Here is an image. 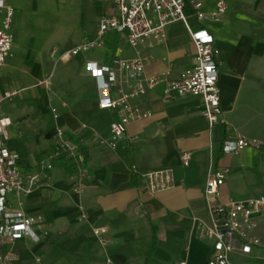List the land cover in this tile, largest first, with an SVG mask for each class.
<instances>
[{
	"label": "crops",
	"instance_id": "0c3cea01",
	"mask_svg": "<svg viewBox=\"0 0 264 264\" xmlns=\"http://www.w3.org/2000/svg\"><path fill=\"white\" fill-rule=\"evenodd\" d=\"M190 1L189 24L212 34L220 51L223 122L210 127L202 99L167 94L164 81L131 101L149 116L130 123L110 150L99 138L109 139L119 114L98 108L86 63L140 57L146 76L177 78L195 66V46L184 23L168 25L161 40L151 38L136 48L127 33L110 31L103 40L111 33L117 37L103 48L62 62L52 51L94 40L100 18L116 13L111 0H6L14 10L13 44L0 66V96L15 93L2 101L1 114L12 121L7 146L24 173L34 172L53 148L54 130L61 128L81 145L88 171L81 196L73 192V170L61 161L45 172L44 185L23 198L25 213L43 218L37 228L41 240L10 245L15 264H207L212 245L199 238L198 226L209 216L204 191L210 166L230 170L221 202L264 197V0H225L228 10L218 22L198 21ZM197 1L207 13L220 0ZM228 134L260 140L263 147L225 155L221 145ZM185 151L193 155L187 168L180 159ZM162 169H172L174 183L151 194L142 176ZM79 207L87 219H81ZM94 229L103 234L95 236ZM253 234L264 243V224ZM260 257L255 251L254 257L238 255L235 261L264 263Z\"/></svg>",
	"mask_w": 264,
	"mask_h": 264
},
{
	"label": "built area",
	"instance_id": "2783aa9c",
	"mask_svg": "<svg viewBox=\"0 0 264 264\" xmlns=\"http://www.w3.org/2000/svg\"><path fill=\"white\" fill-rule=\"evenodd\" d=\"M116 11L113 15L100 18L96 37L84 41L76 48L59 52L54 49L53 58L68 62L92 50L104 47L103 37L110 31L127 33L128 42L138 47L151 38L163 37L165 28L175 22L184 23L195 46V66L183 72L179 77L168 79V74L157 77L145 75V65L140 57L115 60L110 65L89 61L85 67L96 82L98 108L100 110L118 111L119 117L110 125L109 139L99 138V144L115 150L125 137L130 123L149 116L132 100L147 93L160 82L166 81L167 94L193 96L202 99L204 117L210 127L223 122L221 107V90L219 87L220 53L215 45V38L205 29L194 30L185 14L186 0H111ZM195 17L200 22H218L226 14L228 4L220 0L215 9L202 11V4L197 0L190 1ZM14 10L0 0V66L10 56L13 36L11 26ZM15 93L0 96V264H15L9 246L24 238L39 242L41 237L37 228L41 227V216L28 215L23 210V198L30 196L38 187L46 183V171L54 168L61 161L67 162L73 174V192L81 196L84 183L88 177L85 154L80 144L72 142L66 132L54 130V145L45 160L37 165V170L24 173L18 164V157L7 146L8 128L12 125L10 118L1 114L2 101L11 98ZM54 118H58L57 109H52ZM93 136L98 138L96 132ZM260 140L248 138L241 134H228L223 140L221 151L225 155L239 154L246 149L260 150ZM182 166L191 165L193 155L185 151L180 155ZM229 169H219L211 165L205 183V200L208 219L202 220L198 226L199 238L212 245L207 264H237L238 255L254 257V252L262 253L264 260V243L253 233L264 224V197H253L246 200L220 201L221 188L229 175ZM151 194L170 189L174 183L172 169L149 172L142 176ZM81 219H87L83 207H79ZM95 236L103 234L102 229H94ZM176 264H186L179 262Z\"/></svg>",
	"mask_w": 264,
	"mask_h": 264
},
{
	"label": "rangeland",
	"instance_id": "374dc122",
	"mask_svg": "<svg viewBox=\"0 0 264 264\" xmlns=\"http://www.w3.org/2000/svg\"><path fill=\"white\" fill-rule=\"evenodd\" d=\"M11 28H12V26H11ZM10 32L12 34V30ZM116 37H117V34L116 33H111V34H109L108 36H106L104 38V41L110 42L111 39L116 38ZM261 255H262V253H261ZM247 262L248 261H246V260H240V261L237 262V264H248ZM255 264H264V263L258 262V263H255Z\"/></svg>",
	"mask_w": 264,
	"mask_h": 264
},
{
	"label": "trees",
	"instance_id": "16d2710c",
	"mask_svg": "<svg viewBox=\"0 0 264 264\" xmlns=\"http://www.w3.org/2000/svg\"><path fill=\"white\" fill-rule=\"evenodd\" d=\"M64 167H65V170H68L69 169V167H67L66 165H64Z\"/></svg>",
	"mask_w": 264,
	"mask_h": 264
}]
</instances>
